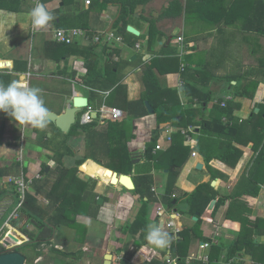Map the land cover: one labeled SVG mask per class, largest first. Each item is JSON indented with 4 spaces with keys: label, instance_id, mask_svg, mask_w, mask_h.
Segmentation results:
<instances>
[{
    "label": "crops",
    "instance_id": "1",
    "mask_svg": "<svg viewBox=\"0 0 264 264\" xmlns=\"http://www.w3.org/2000/svg\"><path fill=\"white\" fill-rule=\"evenodd\" d=\"M171 1L152 0L146 5L138 6L130 25L138 29L140 31L138 36L142 37L134 46H129L125 36L114 29V21L121 13L118 2L110 3L104 8L97 0H92L91 4H86V0H70L67 4L63 0H9V3L18 7V10L0 8V85L7 86L13 80L23 78L29 86L41 89L42 99L49 112L58 114L65 112L69 106L68 100L76 94L88 97L89 108H85L80 114L82 116L86 112L91 113L93 121L81 123L98 121L99 124L103 122L123 124L118 126V130L125 128V135H129L126 140L133 159V169L129 175L135 184L134 189H128L123 183L112 184V173L109 174V168L91 159L85 160L79 166L78 177L81 182H87L84 188L89 191V202L87 205H81L80 199L76 201L84 211L75 216L76 225H72L71 220L69 224L59 225L52 241L42 245L40 255L35 259L34 264H105L106 255L109 253L113 255V264H120L129 255L132 256L133 264H145L156 257H161V254L167 264L168 256L177 257L173 254L176 248L173 247L172 252L168 247L155 248L147 242L145 236L149 225L161 226L164 231L173 233V230L166 226L173 213L180 214L175 220L177 225L181 226V231L185 225L194 226L201 216L199 228L203 237L208 239L205 241L212 242V247L214 244L223 245L220 264H264V227L257 226V219H264V185L261 184V190L253 194L241 192L244 187L239 189V184L243 180L240 178L255 157L253 142L247 144L235 142L243 150V155L236 166L229 165L215 155L207 163L203 153L210 154L218 152L219 149L207 136H203L199 127L191 124L192 121H200L201 114H204L205 119H210L212 109L217 103L225 101L227 96L233 98L234 86L249 83L250 80L259 81V86L253 98L234 96L232 100L237 103L234 117L244 121L252 116L253 111L256 113L260 111L259 105L264 104V18L260 17L261 13L255 12L254 0H241L233 13L228 10L234 0L204 2L181 0L185 6L183 15L158 20L160 35L151 45L149 21L157 19ZM37 2L45 5L53 20L49 23V27L33 30L30 11ZM200 3L203 5L206 3L207 7L199 10ZM82 10L85 11L84 22L88 27L86 29L104 34L112 31L124 38V43L116 48L107 45L106 42L98 43L95 48L102 64H105L108 58L119 62L120 68L115 70L116 73H110L109 77L115 81L121 79L119 83L123 86L112 100H109V97L113 87L93 89L82 83V78L88 72L83 55L58 56L59 53L55 55L53 46L57 42L52 33L58 28L60 17L72 16ZM260 21V28L256 31L244 27L247 24L259 25ZM179 35H183L190 46L186 56L188 74L186 70L181 72L178 68L181 65L177 44ZM80 43L84 46L92 44L84 39ZM151 63L155 65L154 72L159 81V84L153 86L143 80V70ZM74 71L76 78H71L70 74ZM196 72L203 74V77L198 74L199 79H197ZM196 89L211 95L203 110L200 108V101L194 97L193 92ZM252 92L250 89L248 94ZM144 93L149 94L150 100L146 101L152 105L154 113L148 112L130 119L128 111L130 103L135 113L139 114L143 111L138 101ZM114 107L124 114L122 120H112L103 111V108L107 111ZM160 110H166L165 114H159ZM190 110H198L199 114L193 112L190 114ZM172 111L179 113L178 121L173 120ZM181 111L184 116L180 114ZM182 119L187 126H184ZM186 129H192L190 132L192 140L188 141L183 134L184 148L189 147V149L178 154L182 159L186 157V162L177 178V194L191 193L200 184L208 182H211L219 193V198L234 192L243 193L219 206H217L218 199H215L214 208H208L198 219H194L195 215H182L178 210L168 207L162 198L168 170L165 173L156 169L153 161L147 160L146 157L148 147L154 146L155 150L165 151L170 147L173 135ZM42 131H45L48 137H52L58 133L57 125L54 122L48 123ZM69 133L71 134L69 143L74 155L68 154L64 160L66 165L71 167L89 154L90 140L88 132L82 128L75 130L74 127ZM117 134L116 132L113 136L116 140L121 135ZM7 136L12 137L7 143L8 146H16L21 142L18 146L20 156L5 162L0 167L17 161L26 167L22 155L24 150L27 156L28 153L35 152L36 156L28 158L33 161V167L36 169L40 170L43 165L49 166V170L57 166V162L51 159L53 150L39 145L36 129L18 126V122L6 113L0 112L1 151L6 149L1 143ZM201 137H204V143L200 144ZM240 137L246 140L248 135L244 134ZM20 138L23 140L20 141ZM207 140L211 145L205 144ZM28 142L29 146L25 149ZM35 146H38L39 150H36ZM200 164L202 168H198ZM208 165L214 168V172L209 170ZM27 171L30 176L39 175L41 172L33 175L29 168ZM214 174L216 178L213 177ZM142 175H150L154 179L150 190L153 199L151 201L147 194L141 195L135 192L136 188L143 186ZM7 177L10 176L1 178ZM6 180L0 183V193H2L0 239L2 240L3 237L1 244L8 249L29 240L22 232L23 229L38 234L40 228L23 211H20L18 218H15L17 224L11 223L18 195ZM30 191H34V186ZM144 191L147 192L148 188ZM101 197L103 202L98 203ZM38 198L45 205L49 203L43 193L39 194ZM159 204L165 209V213L161 215L158 213ZM183 206L187 207L185 203L182 204ZM238 240H254V243L241 246L238 254H231L233 245L237 244ZM202 242L203 240H197L192 244L189 256L194 253L200 256L208 253L210 256L212 248H201ZM140 243L143 245L139 247ZM170 243H172L171 239ZM120 257L123 258L119 260ZM255 257L260 261H256ZM26 264H29L28 259ZM173 264L179 263L177 261Z\"/></svg>",
    "mask_w": 264,
    "mask_h": 264
},
{
    "label": "trees",
    "instance_id": "2",
    "mask_svg": "<svg viewBox=\"0 0 264 264\" xmlns=\"http://www.w3.org/2000/svg\"><path fill=\"white\" fill-rule=\"evenodd\" d=\"M63 1L65 4L70 3V0ZM151 1L152 0H97V2H100L104 8L109 6L110 3H119L121 14L114 24V29H116L118 33L123 34L131 46H134L137 43V40L142 36H137L129 32L128 26L131 24L132 18L135 15L138 6L146 5ZM201 1L204 2L205 0ZM240 1L241 0H234L228 11L233 13ZM200 4L201 6H198L199 10H203L207 7L205 6L206 3H204V5L203 3ZM253 7H255V12H259V14L261 13L260 17L264 18V0H254ZM0 8L18 10V7L11 5L9 0H0ZM184 10L185 6L181 0H172L170 4L162 10L157 19L149 21V42L151 45L154 44L155 40L160 35L157 21L166 17L176 18L181 16L183 15ZM229 12L227 13L228 15ZM84 15L85 11L82 10L73 14L72 16H61L58 27L86 28L87 25L84 22ZM261 21L259 25L247 24L244 27L246 29H252L256 31L260 28ZM97 45L98 43L96 42L86 46L82 45L81 43H56L54 44L53 48L56 52L55 55L59 53L58 56H68L70 54L83 55L86 59L88 72L82 78V83L93 89H108L113 87L114 89L109 97V100H112L116 94L120 92V89L123 86L122 83H119L121 82V79H116L115 81V79L109 77L110 73L113 74L115 70L120 68L118 66L119 62H115L113 58H108V61L105 62V64H102L100 56L95 52ZM2 64L7 65L8 63ZM154 67L155 65L153 63L147 64L143 70V80L146 84L151 86L159 84L158 78L154 72ZM178 68L180 69V65ZM188 70L189 69L186 68L187 74L189 72ZM198 74L203 77V74L196 72L195 77L197 79H199V77H197ZM70 75L71 78H76L75 71ZM258 86L259 81L256 80H250L249 83L246 84L241 83L234 86L235 92L232 96L233 98L234 96H249L250 98H253ZM250 89H252L253 92L248 94ZM193 94L194 97L200 101V108L203 110L211 95L209 93L200 91L199 89H196ZM147 99H149V94L144 93L141 96V99L138 101V103L141 104L143 108V111L139 114L134 112L132 103H130L128 109L130 119L134 118L136 115L148 114L149 111L146 105ZM232 99L227 101L226 106H223L221 102L217 103L212 109V117L210 119H205L204 114H201L202 119L200 121H192L191 124L199 127L203 133V136H207V138L219 149L218 152H212L210 154L206 152L203 153L207 163H209V161L215 155L216 158L225 161L229 165L236 166L243 155V150L240 149L235 144V142L244 144H247L250 141L253 142L255 157L250 167L241 176L240 179L243 180H241L242 182L239 184V189L244 187L245 189L241 191L244 194L258 193L261 190V184L264 185V104L259 105L260 111L257 113L253 111L252 116L249 119L239 121L234 117V111L236 109L237 103ZM165 112L166 110L158 111V113L161 115H164ZM172 112H174V116H172L173 120L178 121L179 113L177 111ZM192 112L196 113V115L199 114L198 110L189 111L190 114ZM180 114L184 116L182 111ZM182 122L184 126H187L183 119ZM48 123L52 122L49 121ZM98 124V121L89 124H82L81 120L79 119L77 124L72 127H75V130L82 128L88 132L90 150L89 154H87L83 159L77 161L75 166L71 167H68L64 160L65 156L68 154L74 155L73 148L69 143L71 134L63 133L57 127L58 133L54 134L52 137H48L45 131L36 129L38 139L37 141L39 145L53 150L54 154L51 156V159H54L57 162V166L55 169H50L47 171V165H43V168L40 172L41 178H38L34 181V184L32 185L34 186V191L26 192L25 202L23 204V208L21 209V211L27 214L40 228V232L38 234H35L33 231L28 229H23L22 232L29 238V240L19 246L12 248V251H19L24 254L26 259H28L29 264H34L35 259L40 255L42 245L52 241L56 228H58L59 225L65 223L69 224L70 220L72 221V225H76L75 216L83 211L79 205L76 204V201L80 199L81 205H87L89 202V191L84 188L87 182H81V180H79L80 178L78 177L79 166L83 164L85 160L92 159L103 167L117 171L120 174L129 175L132 172L133 159L126 140L129 138L127 137L129 135H125V128H120L121 133L120 130H118V126H122L123 124L120 125L112 122H103L99 125ZM116 132L118 133L117 135L121 134L117 140L113 138ZM244 134L248 135L246 140H243L240 137V135ZM123 136L126 138H123ZM172 138L173 141L167 150H155L154 146H150L146 151L147 160L153 161L156 169L162 170V172L168 170L166 171L168 179L164 186L165 190L162 196L168 207L178 210L182 213V215L187 214L194 216L197 212L203 215L208 210L213 200L218 199L217 206H219L228 199L234 200L237 198L238 194H243L241 192H234L231 194L222 195L219 198V193L212 186L211 182L200 184L191 193L182 192L177 194V178L180 174L182 166L186 162V157L182 159L180 156H178V154L183 152V150H188L189 147L184 148L185 136L181 132L174 134ZM203 140L204 137H201L200 144L204 143ZM114 141L117 142V144H115ZM210 141L207 140V143L205 144L211 145ZM208 166L209 170L214 172V168L211 165ZM22 174L30 176L28 174L27 168L18 161L13 162L11 165L0 167V178L5 176H20ZM213 177L216 178V174H214ZM142 180L143 186L136 188L135 192H138L141 195L147 194L149 200L151 201L153 199L150 194V190L152 188L154 179L150 175H142ZM145 188H148L147 192L144 191ZM3 192L5 193L6 191L4 190ZM41 193H43L49 200L47 205L40 202L38 195ZM0 196H2V193H0ZM184 203L187 205L186 208L179 207V205ZM16 220L17 219H11V223L16 225ZM257 220V226L259 228H262L261 226L264 227V219ZM200 222L201 216L199 220L195 222L194 226L185 225L182 231L179 232V237L176 240L173 239V233H169L173 247L176 248V251L173 254L179 257V264H205L203 261L198 259L187 261V257L190 255L192 244L197 240H208L202 235V232L199 228ZM1 241L0 255L8 252V249H6L1 244ZM253 241L254 240H238L237 244L235 243L233 245L231 254H238L241 246L253 245ZM140 244L139 247L143 245L142 243ZM211 248L212 252H210V261L206 264H220L219 258L221 256L223 245L214 244L213 247L211 246ZM161 255L162 258L160 256L156 257L152 261L145 264H166L165 261H163V254ZM131 261L132 256L129 255L126 259H123L120 264H133ZM256 261H260V259L256 258Z\"/></svg>",
    "mask_w": 264,
    "mask_h": 264
},
{
    "label": "built area",
    "instance_id": "3",
    "mask_svg": "<svg viewBox=\"0 0 264 264\" xmlns=\"http://www.w3.org/2000/svg\"><path fill=\"white\" fill-rule=\"evenodd\" d=\"M91 0H86V4H91ZM54 34V39L58 44H75V43H80L83 39L87 40L91 43H101V42H106L107 45H111L112 47L116 48L119 44L124 43V38L121 37L120 35L108 31L107 33H95L94 31L86 28H81V27H74V28H55L53 30ZM177 44L179 47V57L181 59V65H180V71L184 72L187 68V61H186V56L189 53V43L185 40V37L183 35H179L177 37ZM131 46V45H129ZM232 99L231 96H227L225 98V101H223L221 104L223 106H226L227 101ZM103 111L107 113V116L111 118L112 120H122L124 117V114L122 111L116 107L110 108L107 111L105 108H103ZM81 121L82 123H88L93 121L92 115L89 112H86L81 116ZM192 129H186V130H181L182 134H184L187 138L188 141L192 140L191 137V132ZM160 148V146H158ZM40 178V175L36 176H26L25 174H22L20 176H10L9 181L13 182L16 185L17 192H18V200L16 203V208L15 211L12 215V217H15L20 213L21 209L23 208V204L25 202V196L26 192L28 189L34 184V181L36 179ZM158 213L161 215L162 213H165L164 206L162 204H159V210ZM179 213H173V216H171V220L166 223V226L169 229H172L173 231V238L175 240L179 237V232L181 231V226L177 225L175 218L179 217ZM3 241V240H2ZM1 241V242H2ZM212 242L210 241H203L201 243V248L205 249H210ZM173 245L172 243L169 244L168 250L172 252ZM151 256V255H150ZM123 257H120L119 260H121ZM178 256L173 258V256H168L166 262L167 264H173L177 263L178 261ZM193 259H198L203 261L205 264L210 261V256L209 254H205L200 256L199 254H192L187 258V261L193 260Z\"/></svg>",
    "mask_w": 264,
    "mask_h": 264
},
{
    "label": "clouds",
    "instance_id": "4",
    "mask_svg": "<svg viewBox=\"0 0 264 264\" xmlns=\"http://www.w3.org/2000/svg\"><path fill=\"white\" fill-rule=\"evenodd\" d=\"M30 17L33 30L45 28L53 20L45 5L39 2L31 9ZM0 112L18 122V126L43 130L49 122V110L42 99L41 89L29 86L23 78L13 80L7 86L0 85ZM145 239L158 249H165L170 244L169 233L161 226L149 225Z\"/></svg>",
    "mask_w": 264,
    "mask_h": 264
},
{
    "label": "water",
    "instance_id": "5",
    "mask_svg": "<svg viewBox=\"0 0 264 264\" xmlns=\"http://www.w3.org/2000/svg\"><path fill=\"white\" fill-rule=\"evenodd\" d=\"M119 15L115 19L114 23L118 20ZM113 23V24H114ZM113 24L111 25V28L113 27ZM110 28V29H111ZM128 31L133 33L134 35H140V31L136 29L133 25L128 26ZM69 106L66 108L65 112L62 114H58L56 112H49L48 120L51 122H54L59 129H61L64 133H69L73 126L77 124L79 119H81V112L85 108L89 106V99L88 97H85L83 95H75L72 98L68 100ZM146 105L148 107V110L150 113H154V109L152 105L149 103V101H146ZM95 113V112H94ZM97 114V113H95ZM82 122V121H81ZM137 160H134L136 162ZM198 168H202V165H198ZM46 170H49V166H47ZM112 173L111 176V183L117 184V183H123L128 189H134L135 184L133 183V179L130 175L126 174H119L117 171L110 170ZM117 180L115 183L114 180ZM103 198L98 199V203H102ZM216 204V200H213L209 206L210 209H213ZM200 216V213L197 212L194 216V219H198ZM23 244V243H22ZM21 245L20 243L18 245H15L13 247L8 248V252L0 255V264H26V257L24 254H22L19 251H12V248ZM113 255L107 254L106 255V261L105 264H113L112 261Z\"/></svg>",
    "mask_w": 264,
    "mask_h": 264
},
{
    "label": "rangeland",
    "instance_id": "6",
    "mask_svg": "<svg viewBox=\"0 0 264 264\" xmlns=\"http://www.w3.org/2000/svg\"><path fill=\"white\" fill-rule=\"evenodd\" d=\"M47 27H49V25L47 26ZM48 30V29H47ZM53 34V33H52ZM51 35V34H50ZM32 136L34 137L35 135H34V133H32ZM12 139V137L11 136H7V137H5V140L3 141L2 140V143L1 144H3V146L6 148L4 151H1L0 150V165H3L5 162H7V161H12L13 159H17L20 155V153H19V145H20V143H18L16 146H8L7 145V143L9 142V140H11ZM21 139V138H20ZM19 139V140H20ZM23 140V138L20 140V141H22ZM23 143V142H22ZM27 146H29V142L27 143V145L25 146V149H26V147ZM36 147V150H39V147L38 146H35ZM22 155H23V157H24V164H25V166L27 167V168H29L30 169V172L33 174V175H36L38 172H40L41 171V169L39 170V169H36L35 167H33L34 166V163H32L33 161H31V160H29V158L30 157H33L34 155L36 156V154H35V152H33V153H28V156H27V153H26V150H24L23 152H22ZM29 157V158H28ZM92 160V159H91ZM93 162H95V161H93ZM39 167H40V165H39ZM42 167V166H41ZM39 175H40V178H41V173H39ZM4 179H7L6 181H7V183L9 184V185H11L14 189H15V191H16V193L18 194V190H17V188H16V185L13 183V182H10L9 181V177H7V178H0V183H2L1 181L2 180H4ZM11 187V188H12ZM32 189V186L28 189V191H30ZM17 200H18V196H17ZM17 203V202H16ZM179 207H182V204L181 205H179ZM184 207V206H183ZM15 218H18V216H15V217H11V219H15ZM202 235H203V233H202ZM166 249V248H165Z\"/></svg>",
    "mask_w": 264,
    "mask_h": 264
},
{
    "label": "bare ground",
    "instance_id": "7",
    "mask_svg": "<svg viewBox=\"0 0 264 264\" xmlns=\"http://www.w3.org/2000/svg\"><path fill=\"white\" fill-rule=\"evenodd\" d=\"M110 173H111V172H109V174H110ZM114 182H117V180L115 179Z\"/></svg>",
    "mask_w": 264,
    "mask_h": 264
}]
</instances>
